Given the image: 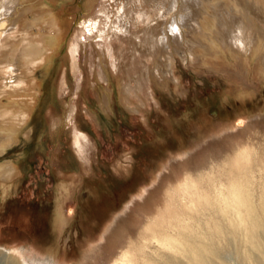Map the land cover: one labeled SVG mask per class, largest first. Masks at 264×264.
<instances>
[{
    "label": "rangeland",
    "instance_id": "rangeland-1",
    "mask_svg": "<svg viewBox=\"0 0 264 264\" xmlns=\"http://www.w3.org/2000/svg\"><path fill=\"white\" fill-rule=\"evenodd\" d=\"M124 4H22L57 10L62 35L36 70L28 138L0 154V165L19 169L7 196L0 189V246L25 264H264V73L237 52L205 56L193 35L171 37L162 59L158 49L133 53L145 22L129 4L120 14ZM125 21V31L103 41L84 30L89 22L104 32ZM254 22L263 34L264 18ZM101 54L108 115L99 108ZM163 63H171L170 74L136 84ZM120 82L140 93L138 112L120 104ZM68 107L74 112L64 121Z\"/></svg>",
    "mask_w": 264,
    "mask_h": 264
},
{
    "label": "bare ground",
    "instance_id": "bare-ground-1",
    "mask_svg": "<svg viewBox=\"0 0 264 264\" xmlns=\"http://www.w3.org/2000/svg\"><path fill=\"white\" fill-rule=\"evenodd\" d=\"M125 1L127 4L120 7L119 13L123 14L129 4L137 9V15L145 22L143 25L146 30L145 38L132 43L133 53L150 55L152 50H159L157 56L160 57L166 54L167 43L171 37L176 41L177 38L183 40L187 39L188 35H193L205 56H213L217 48L226 49L231 53L237 52L236 54L240 53L246 57H241L245 63L249 57L255 59V71L259 75L264 73V33L259 31L260 28L254 22L257 17L264 18L262 0H251L252 2L249 3L250 0ZM24 2L26 0H0V154L6 153L8 148L16 145L19 136L28 138L27 127L30 115L40 92L36 70L48 60L51 52L59 49L62 35L56 23L55 10L53 12L46 10L47 7L43 5L37 6L36 9L21 10ZM19 10L21 11L18 12ZM11 17L15 18L14 22L10 19ZM168 20H170L169 25ZM84 23L78 24L84 27ZM127 24L126 21L121 22L120 28L114 27V24L109 25L104 32H100L97 24L89 22L84 30L94 39L103 41L107 35L117 34L122 29L125 31ZM73 50L77 52V47L74 46ZM105 57L104 54L100 55L97 76L104 88L103 98L99 101L100 112L108 115L111 104L106 87L109 78L105 72L108 69ZM163 64H157L153 73L148 70L142 72L135 80L136 84L146 83L155 74L163 76L170 74L171 63ZM119 84L120 104L129 112H138L143 107L138 90L129 82ZM73 112V107H68L64 114V121ZM75 141V149L80 150V141ZM18 173L19 169L15 163L6 162L0 165V189L4 190L2 197L7 196V186ZM61 191L67 192L66 185H61ZM59 210L56 212L55 219L57 230H60L65 222ZM253 224L258 225L257 222ZM5 248L0 246V264H25L20 256L11 251L6 252Z\"/></svg>",
    "mask_w": 264,
    "mask_h": 264
}]
</instances>
